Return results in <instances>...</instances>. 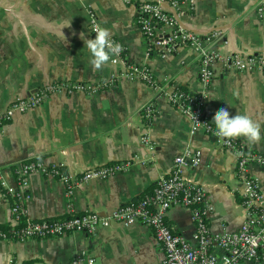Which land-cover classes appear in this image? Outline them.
<instances>
[{
    "label": "crops",
    "instance_id": "obj_1",
    "mask_svg": "<svg viewBox=\"0 0 264 264\" xmlns=\"http://www.w3.org/2000/svg\"><path fill=\"white\" fill-rule=\"evenodd\" d=\"M175 1L178 8L168 3L164 6L181 27L200 35L220 32L222 38L215 44L220 53L264 55V26L255 13L260 0ZM88 8L127 48L128 61L150 68L159 90L122 79L92 95L51 96L0 123V167L10 185L15 184L13 167L31 159L57 163L76 174L95 164L136 157L127 171L91 179L74 187L69 195L62 181L30 174L26 203L30 217H63L69 209L106 214L151 192L157 179L171 171L173 158L190 147L200 151V162L184 168V174L206 189L213 206L211 231L238 229L245 211L235 154L218 147L214 136L201 129L190 134L187 116L165 98V92L175 88L201 89L198 57L188 47L165 57L155 53L146 57L148 41L136 24V8L125 0H0V114L14 97L34 92L46 83L98 81L116 70L107 64L97 71L89 64L90 53L84 45V40L90 39ZM146 103H152L156 110L149 125L140 117ZM221 107L230 116L247 114L260 124L258 143L236 139L247 151L264 154V73L237 72L216 64L204 109L207 119L213 122ZM146 130L153 148L140 143ZM247 170L259 180L264 197V166L250 164ZM9 215L10 202L0 195V226H6ZM166 220L175 232L191 240L194 225L189 209L173 205ZM82 251L92 255L96 264H160L163 257L151 229L136 222L130 226L113 223L94 235L74 232L57 238L0 240V264H70Z\"/></svg>",
    "mask_w": 264,
    "mask_h": 264
},
{
    "label": "built area",
    "instance_id": "obj_2",
    "mask_svg": "<svg viewBox=\"0 0 264 264\" xmlns=\"http://www.w3.org/2000/svg\"><path fill=\"white\" fill-rule=\"evenodd\" d=\"M125 1L136 8V24L148 41L146 57L152 53L165 57L180 47H188L195 51L199 61L198 80L201 89L193 91L175 88L165 92V98L172 107L187 116L190 134L201 129L214 136L218 147L231 150L235 154V170L243 183L241 205L245 211L244 220L234 231L220 233L211 231L209 216L213 206L207 199L206 189L184 174V168L196 167L200 162V151L190 147H186L173 158L171 171L157 179L151 192L127 201L106 214L98 211L78 213L69 209L63 217L33 219L26 205L30 199L28 189L30 174L39 173L62 181L69 195L74 187L91 179H104L127 171L136 162V157L95 164L76 174L66 171L57 163L48 164L42 159H31L13 167L14 185L8 183L0 167V195L10 202L9 221L6 228L0 227V240L57 238L74 232L94 235L98 229L109 227L113 223L130 226L140 222L151 229L162 248L163 257L160 264L264 262V197L259 180L247 170L250 164L264 166V154L247 151L244 143L236 138H218L215 124L207 119L204 112L216 64L237 72L264 73V55L237 51L220 53L215 47L216 42L222 38L220 32L200 35L181 27L164 6L168 3L171 7L178 8L179 4L175 0ZM255 13L258 21L264 26V0L256 3ZM87 15L89 35L90 39H93L95 27L101 24L91 8L87 9ZM111 38L122 46V51L113 56L108 63L116 69L111 72L109 78L98 81L60 80L46 83L34 92L14 97L6 111L0 114V123L9 120L14 113H22L41 105L51 96L73 93L92 95L106 90L122 79L139 81L154 90H159L157 79L150 68L144 63L128 61L127 48L117 38ZM155 114L156 110L152 103H146L140 109V117L147 125ZM140 143L153 148L154 142L147 130L141 134ZM173 205L189 209L194 225L191 240L175 232L168 224L166 212ZM70 264H96V260L92 255L82 251L72 258Z\"/></svg>",
    "mask_w": 264,
    "mask_h": 264
},
{
    "label": "clouds",
    "instance_id": "obj_3",
    "mask_svg": "<svg viewBox=\"0 0 264 264\" xmlns=\"http://www.w3.org/2000/svg\"><path fill=\"white\" fill-rule=\"evenodd\" d=\"M94 33L95 38L85 39L84 45L90 53L89 64L93 69L99 71L109 63L113 56L122 51V46L113 41L112 33L108 28L98 24ZM213 122L218 138L235 139L243 137L249 143H258L261 140L260 124L247 114L236 113L234 116H230L229 111L221 107L215 113Z\"/></svg>",
    "mask_w": 264,
    "mask_h": 264
},
{
    "label": "trees",
    "instance_id": "obj_4",
    "mask_svg": "<svg viewBox=\"0 0 264 264\" xmlns=\"http://www.w3.org/2000/svg\"><path fill=\"white\" fill-rule=\"evenodd\" d=\"M0 227H2V229L6 228V226H0ZM23 264H32V261H27V262H25Z\"/></svg>",
    "mask_w": 264,
    "mask_h": 264
},
{
    "label": "water",
    "instance_id": "obj_5",
    "mask_svg": "<svg viewBox=\"0 0 264 264\" xmlns=\"http://www.w3.org/2000/svg\"><path fill=\"white\" fill-rule=\"evenodd\" d=\"M165 7L167 8V5H165ZM196 33H200V32L197 31Z\"/></svg>",
    "mask_w": 264,
    "mask_h": 264
}]
</instances>
